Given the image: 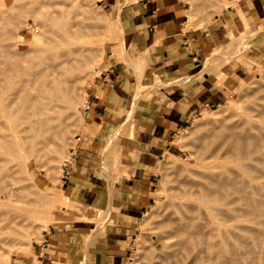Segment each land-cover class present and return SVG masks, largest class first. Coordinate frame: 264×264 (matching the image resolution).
Instances as JSON below:
<instances>
[{"label":"crops","instance_id":"crops-1","mask_svg":"<svg viewBox=\"0 0 264 264\" xmlns=\"http://www.w3.org/2000/svg\"><path fill=\"white\" fill-rule=\"evenodd\" d=\"M99 2L120 23L122 49L110 55L89 89L87 126L62 176L67 205L25 256L26 264H126L153 197L157 163L173 137L201 111L225 102L233 83L264 62L263 42L239 59L232 51L222 73L206 56V32L188 26L184 0ZM262 19L264 0L239 1L215 18L213 47L230 45V34L244 21ZM122 131L133 137H121L124 164L113 167L107 146Z\"/></svg>","mask_w":264,"mask_h":264},{"label":"bare ground","instance_id":"bare-ground-1","mask_svg":"<svg viewBox=\"0 0 264 264\" xmlns=\"http://www.w3.org/2000/svg\"><path fill=\"white\" fill-rule=\"evenodd\" d=\"M18 1L14 6L0 1V251L14 242V236L17 237L16 219L28 208L27 205L23 207L26 197L28 201L29 196L35 197L26 192L29 187L19 184L16 174L25 171L31 160L43 161V165L46 160L52 163L58 159L56 154L59 151H65L63 148L68 143L67 137H70L68 129L72 125L68 120L73 118L70 115L77 110L80 100L77 84L98 71L90 65L91 61H96L93 57L98 52L93 54L90 48H85L87 44H81L79 37L92 30L91 24L88 25V0H28V5H21L23 2L19 4ZM27 10L34 11V14H27ZM23 12L34 18H31L34 21L32 32L39 28V32L45 34L41 37L36 33L41 38L39 40L43 39L41 42L38 43L35 36L26 44L27 39L20 31L14 33L16 27L13 25ZM80 30L83 31L81 34ZM10 32L15 34L10 36L12 39L15 36L13 41H10ZM94 44L88 47H94ZM97 47L92 50H99ZM244 106L245 112L238 114V109L236 117L229 121L224 118L219 128L216 126L215 131L210 130V145L199 149V154H192L195 161V164L191 163L192 172L182 176L190 166L182 169L183 166L172 165L178 171H184L183 174L178 173L182 177L177 183V177L173 178L176 185L166 200L164 219L156 231L161 242L157 253L163 264L264 262V94L254 97ZM67 117L69 126L64 120ZM211 121L209 119L205 124ZM202 134L207 138L208 133ZM51 143L55 144L51 147L53 149L50 148ZM189 146L187 148L192 149ZM196 148L198 150L193 146ZM22 178L25 182L26 176ZM31 206L28 208L30 211ZM36 207L34 209L38 211ZM29 217L32 219L34 216L26 219ZM21 230L18 231L20 235L26 233ZM6 248L9 251L10 247ZM4 253H0V264H8L2 259ZM157 262L154 264H159Z\"/></svg>","mask_w":264,"mask_h":264},{"label":"rangeland","instance_id":"rangeland-1","mask_svg":"<svg viewBox=\"0 0 264 264\" xmlns=\"http://www.w3.org/2000/svg\"><path fill=\"white\" fill-rule=\"evenodd\" d=\"M3 1L5 3L8 2V3H10V5L14 6V2L16 4L18 0H11V1L10 0H2V2ZM26 1L28 2V0H19L18 3L23 2L21 5H24V4L28 5L29 2L27 3ZM76 1L78 2V0H76ZM184 1L186 2L187 7H188V10H187V16H188V20H189L188 26L190 28L194 29L197 34H201V31H203V30L206 32L205 35L201 36L202 42L205 45H208V47H209V49L206 50V56L208 58H211V57L215 58L213 61V64L220 67V69L222 70V73L226 72L230 67L229 56L231 55L232 51H238L239 54H238V56H236V58L239 59L240 54L245 53V52L256 51V50H258L259 45L264 42V19L257 21L254 25L247 23V21H244V27L241 26L238 29V31H234L233 34H230V36L232 37V41H231L230 45L225 46V47L214 48L213 43H212V39L209 35V32L213 27L212 24H213L215 18L221 16L224 12L227 11V9L238 7V2L241 0H184ZM87 3L89 4V7H86V8H88V13H87L88 16L87 17H89V22H88L89 24L88 23L87 24L88 25L91 24L90 28L92 30L89 31L90 30L89 27H88L89 30L85 29L83 27L84 30L89 31L88 32L89 35L87 34L85 36L84 35L85 33L84 34L82 33V36H79V37L82 41L81 44H84V45L87 44V45H85L86 47L84 45H82V46H84L85 48H90L91 49L90 51H92V53L94 51L96 53L98 52L99 55L101 53L100 56L98 55V53H97V55L95 54L93 59L96 61L95 62L91 61V64H90V65L95 66L98 69V71H96L95 74L91 75V77H88L87 80L80 81L77 84L76 91L80 95V100L78 102L77 110L72 114V116L70 115V117H73V118H70V120H68L69 122L72 123V125L70 126L71 129H68L70 137L69 138L67 137L68 143H66V145L67 144L68 145L67 146L65 145V147L63 148V150L65 149V151L63 152L62 150L61 151L58 150L59 154H56L58 159H56L52 163H49V161L46 160L47 165H45L46 164L45 162L43 165V161L41 163V161L32 162L33 160H31L29 163V167L25 170V171L28 170L27 172L22 171L21 173H19L20 175L16 174V178L18 179L19 184H21L22 187H24L25 185H26V187H29L30 190L28 189V191H26L27 189L25 188L26 189L25 191L28 194L35 196L34 198L32 196H29L30 201H28V197H26V200L29 203L27 201H26L27 203L24 202L23 207L25 208L27 205V207L30 209V206L32 205V203L33 202L35 203V201H33V200H36L37 203H35V204L39 205V207H36V205H34V203H33L34 207H33V205L31 206V207H33L31 209V211L27 208L28 210L26 209L25 212L23 213V215H25L27 213L25 215V217L22 215L16 219L18 222V224L16 225V229L18 228L17 229V237L14 236L15 238L12 239L14 242H10L9 244H7L9 246H6V247H10L9 251L6 250L8 248L5 247L6 248L5 249L3 247L5 253H4V255H2V259H4V261L8 262V264H19V263L20 264H26L25 263V256L32 252L35 244L40 243L42 241L43 232L45 230H47L50 225L54 224L55 219L62 212V207L67 205L66 199L64 198V194L62 192V189H63L62 188V176H63L65 164L71 158L72 151L74 150V148L77 145H79L77 138L79 136L84 135V130L86 129V126H87L86 122H85V117H84V106L86 104L89 89L92 86V84L98 79V75H99L101 69L105 66L110 55L113 52L121 51V49H122L121 48V46H122L121 45L122 33H121L120 23L117 20H115L114 18H112V16H110L107 13L105 8H103L100 5L99 0H88ZM13 10H15V9H13ZM16 10L20 11V9L19 10L16 9ZM39 10L41 11L42 9H39ZM27 12H29V10H27L26 13ZM30 12H32L31 13L32 15L34 14V11H30ZM35 12L38 13L37 11H35ZM29 13H27V14H29ZM40 13H38V14H40ZM27 14L24 15V12H23V14H22L23 17L20 15L18 20L15 21V24H17V25H15V24H14L15 26L13 25V28L16 27V28H14L16 30L15 31L12 30V31H14L15 34L18 31H20L21 34L25 37V39H27L26 44H28L30 42V40H32L35 36H37L36 33H38L39 35L41 34L39 32V28L36 29L35 31H33L35 34L32 32L31 26L34 27V23H33L34 18L32 16L30 17L31 14L29 16H27ZM31 18H33V19H31ZM35 18H38L39 21L41 20V18H39V17H35ZM20 21H21V23H20ZM17 27H18V29H17ZM40 28L42 29V27H40ZM43 30H45V29L43 28ZM87 31H85V32H87ZM81 32H83V31L80 30V34H81ZM12 33L13 32H10L11 35L9 34V37L12 36ZM44 33H45V31H44ZM44 35L45 34H43L41 37H44ZM14 37L15 36H13V39L10 37L11 38L10 41L15 40ZM31 37H32V39H31ZM35 39H38V43L43 40V39L39 40V39H41L39 37L35 38ZM94 42L96 43V44H94V47H88V46H91V43L93 44ZM97 42L100 44H97ZM231 45H233V46H231ZM95 47H97L99 50H95V49L92 50ZM99 47H101V48H99ZM232 47H233V49H231ZM87 51H88V49H87ZM96 57H97V59H95ZM93 62H94V64H93ZM262 84L264 85V62L257 64L252 70H250L249 74L245 78H243L242 80H240L237 83H233V85L231 86V91L229 93V96L225 100V102H223L222 104L217 105L215 107H210L204 111H201L188 124H186L184 126V128H182L181 130H179L176 133V135L173 137V139L170 143L169 151H165L157 163V167H156L157 179H156L155 185H154V191H153V195H152L153 197H152L150 205L148 206V208L146 209V211L144 212V214L142 215V217L139 220V223L137 226L136 236L134 237V240L132 241L130 255H129L128 260L126 261V264H142V263L143 264H149V262H152L154 264V262H157L158 260L159 261L157 263L163 264L161 262V259L158 257L159 255L157 253V251H159L158 249L161 247V242H159V236L156 237L157 236L156 233L158 234V232H156V231H159V227H160L159 225L161 224L160 222H162V219H164L163 217H164V213H165L164 212L165 211V203H166V200L169 198V195L171 193V189L174 188V186L176 185L179 178H181L184 175L186 176L189 172H192L194 170L193 169L190 171V169H192V167H191L192 164H195L193 155L199 154V152L201 151L199 149L203 150V148L208 147L210 145L211 140H212L211 133L213 132V129L216 126H218V128H219L220 124L223 123L224 118H226V120L229 121L232 119L233 116L236 117V115L240 114V112H242V111L245 112L246 106H244V105H246L254 97H260V96H262V94H264L263 93L264 92V90H263L264 86ZM261 89L263 90V92ZM248 98H249V100H248ZM246 100H248V101H246ZM237 110H238V114H237ZM207 114H209L210 116L213 115L212 117H214L215 119H213L209 115L206 116ZM202 116H204V117H202ZM68 117L64 120L67 121V119H69ZM209 119H210V121H211V119H213V120L211 122H209V124L206 125L205 123H207ZM204 120H206V122ZM68 121H67V125L69 126ZM210 123H213V124L210 125ZM204 125H206V126H204ZM210 127H212V128H210ZM211 129H212V132L210 131ZM215 129H214V131H215ZM202 132L206 133V134L208 133L206 135L207 138L203 137L204 134H202ZM195 133L196 134L199 133V134H197L198 136H200V133H201L202 138L200 136V138L195 139L196 137H198V136L194 135ZM66 135L68 136V133ZM180 135L183 136V138ZM122 136L130 137V138L133 137L131 134H128L127 132L122 131L118 137L116 136V139H111L109 145L107 146L108 151L106 154V159H107L108 163L113 167H115V166L112 164V162L119 164V165L124 164V162H122V160L124 159L123 157H124V153H126V150L120 144V139ZM184 138H185V140H184ZM194 139H195V141H194ZM208 139H209V142L207 141ZM56 141L57 140H55V142ZM116 142L119 143V146H120L119 148L117 147L118 143L116 144ZM192 142H195V143H192ZM191 143H192V145L194 144L193 145L194 147H198V150H197V148L193 149V146L191 145ZM202 143H204V145H203L204 147L201 146ZM189 144H190V146H189ZM53 145H55V144L51 143L50 148ZM184 146L186 148H187V146H189V148L191 147L193 150L188 149V148L186 149V148H184ZM51 149H53V148H51ZM197 151H199V152H197ZM64 154H65V156H64ZM187 154H190V155H187ZM58 155H59V157H58ZM64 158H67L68 160L64 161L63 160ZM33 164H35V165H33ZM175 164L180 166L181 168L183 166L182 169H185L186 167H189V166L191 168L189 167V168L185 169V170L189 169L188 172L182 170V171H184V174H183L182 171H178L177 169L172 167V165H175ZM50 167H51V169H50ZM50 172H52V173H50ZM180 172L183 174L182 176H179L181 174ZM23 173H24V175H23ZM178 173H180V174H178ZM25 174H27V175H25ZM21 176L22 177L26 176V178H24L25 182H23L24 180ZM173 178L174 179L176 178L175 179L176 183H175ZM169 181H171V182H169ZM37 191H38V193H37ZM30 197H32V198H30ZM31 199H33V200H31ZM30 202H32V203H30ZM28 204H29V206H28ZM35 207L38 211L41 210V212L36 211L34 209ZM33 209L35 210L36 213H34ZM38 214L39 215L41 214V216H39ZM28 216H34V217H32V219H31V217H29L30 219H26V218H28ZM21 217H23V218H21ZM32 220H33V222H31ZM154 220H156V221L154 222ZM19 224L21 226L23 224V227H21ZM156 226H157L158 230H156L157 229ZM19 227H21L22 230L23 231L25 230L24 232H26L23 234L21 233L23 236L19 234L20 232H18L21 230V229L19 230ZM26 228L28 229V231H26ZM150 229H152V231ZM24 235H26V236H24ZM21 237H23V238H21ZM24 237L25 238L28 237L30 239L28 240L26 238L27 240H25ZM150 238H152V240ZM154 239H155V244H154ZM17 241H19V243ZM152 245H154V246H152ZM151 246H152V248H151ZM147 248L149 249L148 251H147ZM152 250L154 253H151ZM4 251L1 250L0 253H3ZM145 252L150 253V254H154V255H156V257L153 258L154 255L150 256V254H145ZM7 253L9 255L5 256V255H7ZM144 255L145 256L148 255L149 258L151 257L153 259L150 258L151 259L150 260L148 258V256L143 258L142 256H144ZM144 259H147V260H144ZM152 260H154V262ZM152 263H150V264H152ZM169 263L173 264V262H169ZM164 264H167V263H164ZM262 264H264V262Z\"/></svg>","mask_w":264,"mask_h":264}]
</instances>
